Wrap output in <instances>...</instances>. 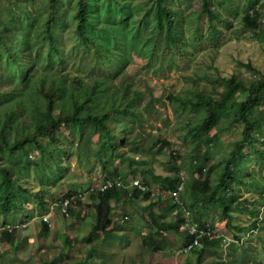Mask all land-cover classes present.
I'll use <instances>...</instances> for the list:
<instances>
[{"label": "rangeland", "instance_id": "374dc122", "mask_svg": "<svg viewBox=\"0 0 264 264\" xmlns=\"http://www.w3.org/2000/svg\"><path fill=\"white\" fill-rule=\"evenodd\" d=\"M74 1L57 0L51 27L53 47L40 30L47 14L46 0H0V13L14 11L16 15L12 18L18 25L16 30L29 33L30 63L39 70L61 69L70 76L81 74L85 79L92 75H106L117 85L127 81L131 88L141 90L137 99L139 119L121 116L119 125L125 124L128 128V140H116L117 149L109 155L106 168L110 171L116 168L126 177L141 180L146 177L154 186L153 191L159 194L155 197L143 194L129 199L123 195L112 212V218L120 224L114 222L111 225L110 235L91 239L89 233L94 223L93 203L96 201L93 196L106 170L98 158L91 161L79 158L76 132L66 138V130L62 129L61 144L66 147V152H58L47 137H39L44 147L58 153L64 167L59 174L54 173L53 178L46 177L49 168L41 158L42 153L35 142L30 143V170L20 180L24 190V196L19 197L22 208L0 213V264H75L85 257L93 259L95 264H264L263 121L260 130L253 131L255 145L252 147L244 142L241 150L235 152L241 166L233 173L241 182L230 181L234 189L229 190L226 199L234 208L231 206L228 217L222 216L220 204H207L201 210L203 206L197 204L182 214L181 225L185 230L157 228L147 219L151 207L158 221L174 217V195L156 188L160 187L163 178L174 175L175 167L180 168V183H183L178 195L188 199L190 188L186 186L187 181L204 179L210 185L218 182L226 158L243 137V124L228 123L231 112L222 111L219 121L225 129L216 131L213 128L202 134L205 137L216 133V142L207 152L208 159L200 174L194 166L196 160L191 158L192 147L200 135L188 130L191 125L185 122H194L198 118L197 112L189 105L172 102L169 95L194 98L197 91H204L218 97L225 88L222 83L225 76L234 75L249 81L264 75V21L256 29L243 26L242 16L248 9V0H208L216 17L202 10L201 0H165L164 3L175 12L176 37L165 42L160 36L152 50L141 40L136 46L130 44L134 42L136 23L143 18L149 24L153 21L152 0H126L129 9L126 20H118L119 13L112 11L121 29L114 49L125 54L126 64L112 73L109 65L99 63L93 67L97 55L92 54L90 47L79 44L74 30ZM254 6L263 12L264 0H257ZM22 7L30 14L31 24H27V30L26 24L20 21ZM10 38V28L0 26L1 90L9 88L18 76V64L15 66L5 55ZM54 53L63 59L61 63L55 62ZM48 55L53 59L50 60ZM117 60L115 58L113 64ZM18 61H21V55H18ZM12 102L11 95L1 96L0 123ZM254 118H264V104L254 107ZM161 139H167L169 144L156 152ZM93 141L94 137L89 142L91 148L96 147ZM142 146L149 149L143 150ZM204 148L202 146L200 151L203 152ZM172 151L179 154L177 158L173 157ZM23 161L22 156L8 158L12 165L19 166ZM67 191L82 193L81 212L77 215L66 216L60 211L61 195ZM40 195L44 206L38 200ZM152 201L155 202L153 206ZM78 208L75 204L73 212ZM44 215L48 221L43 219ZM42 221L47 224L46 230H43ZM193 222L213 228L215 234L205 239L207 243H196L187 250L188 243L184 239L187 232L192 233L197 227ZM8 226L16 229L12 239L1 234ZM149 244L157 245L158 251L149 252ZM93 247L97 253L90 252ZM198 256L201 258L199 262Z\"/></svg>", "mask_w": 264, "mask_h": 264}, {"label": "trees", "instance_id": "16d2710c", "mask_svg": "<svg viewBox=\"0 0 264 264\" xmlns=\"http://www.w3.org/2000/svg\"><path fill=\"white\" fill-rule=\"evenodd\" d=\"M164 1L152 0V13L154 16L152 23L149 24L145 18L140 19L134 27V42L130 44L136 46V42L141 40L147 42L154 50V45L160 36L164 38L165 42L175 39V12ZM201 1L202 10L208 12L211 17H216L217 14L210 9L208 0ZM255 2L257 0H248V9L242 16L243 26L249 29L259 28L264 21V11L261 12L258 7H255ZM56 3L57 0H46L47 14L44 17V26L40 28L41 31H44L43 36L48 39L51 47H53L51 27L53 15L56 11ZM112 11L119 13L118 20H126L129 15L126 0H106L102 3L101 0L74 1V30L79 44L90 47L92 54L97 55L92 64L93 67L102 63L111 66V72L114 73V70L116 71L123 64H126V56L114 49L115 41L121 35V29L114 20L116 17ZM3 12L4 14L0 13V26L3 29L4 27L10 28L11 31V38L7 43L5 55L15 66L18 64V76L17 81H14L9 88L0 89V100L4 94L11 95L13 99L11 105L5 110L3 121L0 123V213H9L14 208H22V201L19 197L24 196V190L20 180L30 170V143H36L42 153L41 158L49 168L45 172V176L53 178L54 173L59 174L64 165L58 153L44 147L38 138L47 137L58 152H66V147L61 144L62 129H65L64 136L66 138L72 137L74 132L78 134L75 143L79 158H84L87 161L98 158L106 170L104 178L95 187V197L92 195L96 201L93 203L94 223L91 226L89 238L94 239L99 235L108 236L111 233V225L114 222L120 224L112 218V212L117 204L116 202L123 195L129 199L139 198L143 194L148 197H155L159 194L153 191L154 186L146 177L140 179L145 186L144 189H141L136 185L129 184V179L135 177L123 176L116 168L112 171L106 168L109 155L117 149L116 140L118 138L128 140L126 137L128 128L125 124L119 125V121L122 120L121 116H132L134 119H139L137 99L141 96V90L136 87L131 88V84L127 81L117 85L106 75H92L89 79H85V76L81 74L70 76L66 70L61 69L45 68L39 70L30 63L32 49L29 33L24 31L19 33L16 30L18 25L13 20V16L16 15L14 11ZM20 21L26 24L25 29L27 30V24H31V19L30 14L24 7L21 8ZM146 30H148V33H146ZM116 53L117 55L121 54L118 60ZM18 55H21V61H18ZM48 58L50 60L55 58L57 63L63 61L56 53H54L53 58L52 55H48ZM115 58L117 61L113 64ZM27 65L30 66L28 69L23 68ZM222 83L225 88L219 93L218 97L206 94L204 91H197L194 98L176 94H170L168 97L172 102L181 106L189 105L191 109L197 112L198 118L194 122L189 120L185 122L188 126L191 125L188 130H193V133L200 135L197 143L192 147L191 156L192 161L196 160L194 166L200 174L202 173V166L208 159L207 152L216 142V133L205 137L202 134L213 128H216V131L225 129L219 121L222 111L229 110L231 112L232 117L229 118L228 123L232 121V123L243 124V137L237 142L236 149H233L231 155L226 158L227 161L220 171L218 182L210 185L204 179L187 181L186 186L190 188L188 199L180 198V195H178L181 182L179 167H175L176 172L172 177L163 178L160 187L156 189H161L168 195H172L173 192L177 191V195L173 194L172 203L176 211L174 217L158 221L155 218V210L151 207L147 219L155 224L157 228L185 230V226L181 225L184 220L182 214L184 211L189 212L197 204L203 206L200 210L205 209L207 204H220L222 206V216H229L232 205L227 201L226 196L229 190L234 189L230 181L233 180L235 183L240 181L236 176L237 174L233 173V170L241 166L235 152L241 150L244 142L252 147L255 145L253 131H259L261 121L264 122V118H254V107L264 104V75L261 74L249 81L234 75L225 76L222 78ZM15 121L16 123H14ZM93 137V142L96 144L95 148L89 146V142ZM168 144L167 139H161L156 152H160ZM198 146L200 147L198 148ZM202 146H205L203 152L200 151ZM142 149L148 150L149 148L142 146ZM172 154L175 158L179 155L174 151H172ZM20 156L24 158V161L19 166L8 162V158L13 159ZM114 178L120 179L123 184L118 186L114 183L104 189L98 187L106 179ZM176 181L179 182L175 185ZM181 184L183 186V183ZM44 188L41 187V189ZM82 197V193L79 195L77 191L75 193L67 191L61 195L60 201L70 198L66 216L77 215L79 211L81 212ZM38 200L44 206L41 195ZM75 204L79 208L78 211L73 212ZM154 204L155 202L152 201L151 205ZM42 224L43 230H46L47 224L43 221ZM193 224L197 225L195 222ZM205 228L206 225L203 224L196 227V229ZM15 231V227L8 226L4 228L1 234L7 239H12ZM195 237V233L187 232L185 235V243H188L186 245L187 250L196 245L192 244ZM208 238L205 235L200 236L197 244L202 243V241L207 243L205 239ZM188 245L191 246L188 247ZM148 248L151 250L149 252L158 251L157 245L154 244H149ZM90 252L97 253L94 247L91 248ZM200 260L201 258L198 256L197 262ZM89 263L95 264V261L90 257H85L84 260L75 264Z\"/></svg>", "mask_w": 264, "mask_h": 264}, {"label": "built area", "instance_id": "2783aa9c", "mask_svg": "<svg viewBox=\"0 0 264 264\" xmlns=\"http://www.w3.org/2000/svg\"><path fill=\"white\" fill-rule=\"evenodd\" d=\"M116 184V185H122L123 184V182L120 180V179H106L105 181H104V183H101L98 187L100 188V189H104L105 187H107V186H112L113 184ZM129 184L131 185V184H133V185H136L138 188H141V189H144L145 188V186H144V184H142V182H141V180L139 179V178H131V179H129ZM179 188H180V190H181V188H182V184L180 183V186H179ZM81 193H79V195H80ZM173 194H175V195H177V191H175V192H173ZM69 199L70 198H65L63 201H61V203H60V211H61V213L62 214H64V215H67L68 214V211H67V209H68V204H69ZM43 219L45 220V221H48V217L46 216V215H44L43 216ZM187 225V224H186ZM188 226V225H187ZM213 232V230L211 229V228H209V227H207V228H205V229H196V228H194L193 230H192V233H195V238H194V240H193V243L192 244H196L197 243V241H198V239H199V237L200 236H203V235H205V236H208L209 238H211L214 234L212 233ZM191 244V245H192ZM191 245H188V247H190Z\"/></svg>", "mask_w": 264, "mask_h": 264}, {"label": "clouds", "instance_id": "9594fccd", "mask_svg": "<svg viewBox=\"0 0 264 264\" xmlns=\"http://www.w3.org/2000/svg\"><path fill=\"white\" fill-rule=\"evenodd\" d=\"M193 226H194V225H193ZM195 228H196V227H195ZM206 228H207V226H206ZM209 228H210V227H209ZM211 229L213 230V228H211ZM213 234H215V233H213ZM213 236H214V235H213ZM213 236H212V237H213ZM212 237H211V238H212Z\"/></svg>", "mask_w": 264, "mask_h": 264}]
</instances>
